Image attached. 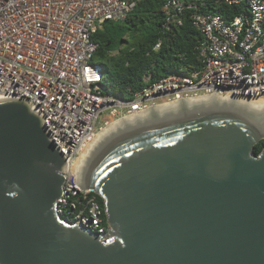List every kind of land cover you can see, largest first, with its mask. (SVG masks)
Returning a JSON list of instances; mask_svg holds the SVG:
<instances>
[{
	"label": "water",
	"instance_id": "95a60500",
	"mask_svg": "<svg viewBox=\"0 0 264 264\" xmlns=\"http://www.w3.org/2000/svg\"><path fill=\"white\" fill-rule=\"evenodd\" d=\"M262 140L264 119L233 107L116 136L82 178L104 201L98 236L57 214L68 163L44 118L0 100V264H264Z\"/></svg>",
	"mask_w": 264,
	"mask_h": 264
},
{
	"label": "built area",
	"instance_id": "2783aa9c",
	"mask_svg": "<svg viewBox=\"0 0 264 264\" xmlns=\"http://www.w3.org/2000/svg\"><path fill=\"white\" fill-rule=\"evenodd\" d=\"M141 1L0 0V100H25L44 118L68 163L57 214L98 236L109 227L99 195L83 187L72 167L110 123L105 113L120 118L163 98L264 97V0H169L166 26L182 25L189 12L203 37L197 48L201 69L161 79L132 101L105 95V68L94 63L99 45L93 35L106 22L125 21ZM219 6L243 9L230 21L205 11Z\"/></svg>",
	"mask_w": 264,
	"mask_h": 264
},
{
	"label": "trees",
	"instance_id": "16d2710c",
	"mask_svg": "<svg viewBox=\"0 0 264 264\" xmlns=\"http://www.w3.org/2000/svg\"><path fill=\"white\" fill-rule=\"evenodd\" d=\"M169 0H142L123 22L109 21L93 35L96 57L105 68V95L132 101L137 94L169 76L188 75L199 71L198 45L203 39L192 24L190 13L183 24L166 26L165 6ZM243 7L207 8L226 21L240 14ZM131 39V41H129ZM157 44L160 46L157 48ZM149 79V81H146ZM264 140L255 147L259 154ZM107 222L104 201L98 196Z\"/></svg>",
	"mask_w": 264,
	"mask_h": 264
},
{
	"label": "bare ground",
	"instance_id": "6f19581e",
	"mask_svg": "<svg viewBox=\"0 0 264 264\" xmlns=\"http://www.w3.org/2000/svg\"><path fill=\"white\" fill-rule=\"evenodd\" d=\"M238 108L256 119H264V97H235V96H193L183 99L166 101L140 109L137 107L128 115L108 123L84 147L73 164L72 171L82 182L84 172L98 151L116 136L126 133L130 129L154 123L156 121L183 115L187 112H196L215 108Z\"/></svg>",
	"mask_w": 264,
	"mask_h": 264
},
{
	"label": "rangeland",
	"instance_id": "374dc122",
	"mask_svg": "<svg viewBox=\"0 0 264 264\" xmlns=\"http://www.w3.org/2000/svg\"><path fill=\"white\" fill-rule=\"evenodd\" d=\"M129 41H131V39H129ZM93 60H94V63L95 64H104V62H103V60H101L100 58H98V57H94L93 58ZM166 101H168V99H165V98H163V99H160V100H157L156 102L154 101V102H150L148 105H150V104H153V103H156L157 105H159V104H162V103H164V102H166ZM153 106V105H152ZM152 106H149V107H152ZM129 114V113H128ZM127 114V115H128ZM122 116V115H121ZM126 116V115H125ZM122 117H124V116H122ZM122 117H120V118H122ZM104 118H105V120H108L109 122H112V121H114V120H117V119H119V118H115V119H112L111 117H108V113H105L104 114ZM104 126V125H103ZM104 128V127H103Z\"/></svg>",
	"mask_w": 264,
	"mask_h": 264
}]
</instances>
